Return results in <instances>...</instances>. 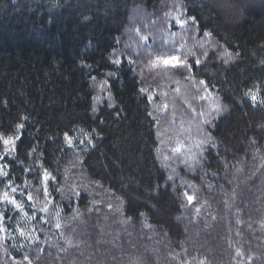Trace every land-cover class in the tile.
<instances>
[{"label":"trees","instance_id":"obj_1","mask_svg":"<svg viewBox=\"0 0 264 264\" xmlns=\"http://www.w3.org/2000/svg\"><path fill=\"white\" fill-rule=\"evenodd\" d=\"M176 4L200 38L192 76L224 108L201 167L179 179L160 157L146 63L175 49L151 40L140 65L131 35L133 16ZM259 100L264 0H0V137L16 138L0 194L11 180L24 205L0 202V264H264ZM45 170L47 213L27 199L44 201Z\"/></svg>","mask_w":264,"mask_h":264},{"label":"rangeland","instance_id":"obj_2","mask_svg":"<svg viewBox=\"0 0 264 264\" xmlns=\"http://www.w3.org/2000/svg\"><path fill=\"white\" fill-rule=\"evenodd\" d=\"M161 18L165 20L164 27L160 25ZM177 18L186 20L187 23L181 27L176 23ZM137 22L139 23L136 24ZM188 22L181 6L177 4L164 8L153 17L142 18L138 14L133 16L131 35L135 34L133 37L137 43L132 50L138 55L139 64H143L140 54L146 55L148 51H152L145 47L151 40L155 43L160 41L158 46L168 48L167 51L175 49L169 54H186L189 63L195 53L194 49L199 47L200 38L196 31H191L192 26ZM206 40V45L212 46L210 38L206 37ZM169 44L171 45L168 46ZM178 45L179 49L175 48ZM150 61L146 62L147 73L153 79L149 90L152 112L158 127L160 157L170 176L179 179L183 172L193 173L201 167L205 152L212 143L209 130L213 121L224 113V108L214 93L194 79L187 68L165 70L163 66L152 67ZM217 105L220 111L213 110ZM177 148L180 151H175ZM41 200L40 197L34 199L35 206L41 208L47 204L49 208L48 198Z\"/></svg>","mask_w":264,"mask_h":264},{"label":"snow or ice","instance_id":"obj_3","mask_svg":"<svg viewBox=\"0 0 264 264\" xmlns=\"http://www.w3.org/2000/svg\"><path fill=\"white\" fill-rule=\"evenodd\" d=\"M189 19L195 21L194 17H189ZM176 23L179 24L181 27H183L187 21L186 20H181L179 18H177ZM205 36H210L211 33L209 32H205L204 33ZM146 39V38H145ZM224 56L227 57V59L225 60V63L228 62V60L232 59V53H230L229 51L225 50V52L223 53ZM238 55V54H237ZM121 61L119 59L114 60V63L119 64ZM200 61L197 59L196 60V64H199ZM150 64L152 65V67H160L163 66V68L165 70H167L168 68H172V69H177V68H187L188 70H191L192 65H190L188 63L187 60V55L180 53V54H160L155 56V58L153 60L150 61ZM109 75H112V73H109ZM93 79L95 80V77H93ZM201 84H204V81L200 82ZM107 84V81H103L99 87L101 89H103L104 85ZM246 95H249L251 100L253 101V103L258 102V90L256 93H254L251 89L246 93ZM99 97H94L95 101H99ZM260 103H264V100H259ZM111 106V105H110ZM214 111H220V107L219 105L215 106ZM93 111H96L95 107L93 108ZM203 115V114H201ZM19 127H22V125H20ZM65 135V140L67 142V144L71 147L73 146V139L71 137H69V135L67 133L64 134ZM86 138H89V143L91 142L90 140V135L88 133H84ZM15 137H8L7 139H4L3 137H0V140H2V143L4 145L3 148V153L0 154V160H4L5 155L10 154V152L12 150H14L15 147ZM81 143H83L84 141L81 140ZM201 143H203V141H201ZM175 151H180V148L175 149ZM10 168V165L5 163L3 165H0V178H7L9 176V171H7L6 169ZM55 179V177H50V174L47 172V170L44 171L43 176H42V184H43V195L44 197L47 199L50 196L49 190H48V181L49 179ZM7 187L11 188V193L5 191L2 194H0V202H5L9 205H12L15 209H19L21 211H23L24 205H23V201L18 200L16 198V196L14 195L17 192V187H13L12 186V181L9 180L8 181V185ZM39 189H37V194L36 196L33 195L32 192H29L27 194V199L31 202L34 199H39ZM21 195H23V193H21ZM185 195L187 196V200L188 203L191 204L193 202V196L188 195L187 193H185ZM32 207H35V205H31ZM41 212L47 213L49 211L47 204H45L43 207L40 208ZM198 211V210H197ZM25 215H27V213H25ZM56 216L59 217V211L56 212ZM31 218H34L31 217ZM43 219V217H42ZM3 222V216L2 214H0V223ZM47 222V221H45ZM60 223L59 220H57V223L55 225L56 228H60ZM4 229L0 228V232H3ZM21 235H23V233H21ZM25 259L27 260V256L25 257ZM29 264H31V262L29 261Z\"/></svg>","mask_w":264,"mask_h":264}]
</instances>
